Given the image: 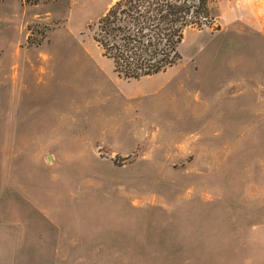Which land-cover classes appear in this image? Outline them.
Returning <instances> with one entry per match:
<instances>
[{
	"label": "rangeland",
	"instance_id": "1",
	"mask_svg": "<svg viewBox=\"0 0 264 264\" xmlns=\"http://www.w3.org/2000/svg\"><path fill=\"white\" fill-rule=\"evenodd\" d=\"M115 1H0V264H264V0L135 79L90 29Z\"/></svg>",
	"mask_w": 264,
	"mask_h": 264
},
{
	"label": "trees",
	"instance_id": "2",
	"mask_svg": "<svg viewBox=\"0 0 264 264\" xmlns=\"http://www.w3.org/2000/svg\"><path fill=\"white\" fill-rule=\"evenodd\" d=\"M210 11L209 0H116L90 29L114 71L135 79L176 65L185 31Z\"/></svg>",
	"mask_w": 264,
	"mask_h": 264
}]
</instances>
